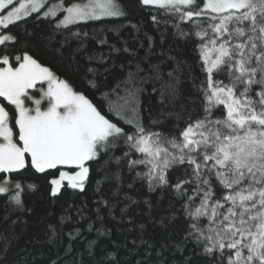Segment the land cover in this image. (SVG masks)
<instances>
[{"label": "snow or ice", "instance_id": "6c2138e0", "mask_svg": "<svg viewBox=\"0 0 264 264\" xmlns=\"http://www.w3.org/2000/svg\"><path fill=\"white\" fill-rule=\"evenodd\" d=\"M134 5L0 0V264H264V0Z\"/></svg>", "mask_w": 264, "mask_h": 264}, {"label": "trees", "instance_id": "16d2710c", "mask_svg": "<svg viewBox=\"0 0 264 264\" xmlns=\"http://www.w3.org/2000/svg\"><path fill=\"white\" fill-rule=\"evenodd\" d=\"M127 2L132 5L133 9H134V14H133V21L135 22L136 20L141 18V13L135 10V5H134V0H127ZM145 20H147V17H143ZM27 27L30 31H33L35 33V38H36V46L34 48V51L36 52V54L44 61L51 63L58 71L60 72H64L65 69L62 66L61 62H60V58L53 55L50 51L46 50L44 47V44L42 41H40L39 37L42 34H46L48 31V26L46 25V23H44L43 21H37L34 18H30L27 21ZM150 27V25H149ZM15 30V29H14ZM127 35V33H126ZM184 55L185 57L189 60V64L191 66V70L193 71V73L197 76H199V71L196 69L195 65H196V59L194 57V55L192 53L189 52L188 48H184L183 49ZM68 75L71 76V72H68ZM152 103H155L154 100L151 101ZM147 103H149V101L146 99L145 100V105H147ZM68 198V194H65L64 199ZM32 199L34 201H36L37 204V212H36V216H34L32 218V223L29 225V228L27 230V232L25 233H21L22 235V239H21V245H23L25 243V241L29 238H31L33 235H37V236H41V230L40 227L35 223L36 219L43 215V211L46 207V204L41 202V193H36L35 196L32 197ZM19 231V230H18ZM151 231V229H150ZM155 235L157 237V239H159V237L162 235V233H160L159 229H156L155 231ZM42 238V236H41ZM115 239H120L119 235H115L114 236Z\"/></svg>", "mask_w": 264, "mask_h": 264}]
</instances>
